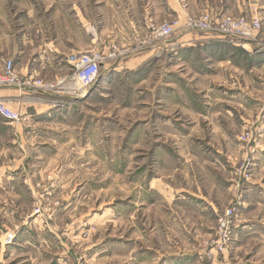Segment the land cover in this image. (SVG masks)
<instances>
[{"label":"rangeland","instance_id":"374dc122","mask_svg":"<svg viewBox=\"0 0 264 264\" xmlns=\"http://www.w3.org/2000/svg\"><path fill=\"white\" fill-rule=\"evenodd\" d=\"M198 1L181 5L199 17L228 3ZM261 3L226 14L258 16L264 44ZM175 18L147 0H0V72L13 60L19 76L55 84L73 81L74 55L104 61L84 97L45 114L26 107L56 97L0 88L17 93L3 99L24 118L0 119V264H212L205 253L233 207L215 264H264V242L236 245V225L264 219L250 194V181L264 184V49L225 41L213 55L199 43L217 38L196 31L150 42L152 21Z\"/></svg>","mask_w":264,"mask_h":264},{"label":"built area","instance_id":"2783aa9c","mask_svg":"<svg viewBox=\"0 0 264 264\" xmlns=\"http://www.w3.org/2000/svg\"><path fill=\"white\" fill-rule=\"evenodd\" d=\"M169 1L181 2L183 0ZM175 17V19L163 23H155L152 21L149 25V29L151 30L149 37L150 42L162 41L166 43L173 37L174 34H176V32L183 33L196 31L216 37L221 41H247L255 47L254 52L264 49V44H260L262 22L258 16L248 19L244 16L235 17L226 13L207 12L202 16L196 17L185 12L183 21L180 16L177 15ZM241 44L243 47L245 46V43ZM113 51L114 52L112 54H109L108 58L118 59L124 56V52L118 53L117 50ZM102 60L103 58L92 53H84L79 57H76L75 55L72 56L70 62L77 68L73 81L66 82L63 77L55 84H46L40 81L34 82L36 78L32 75L29 77L19 76L16 73L13 60H7L4 62V67L0 72V88L16 86L27 91H40L44 94L56 97V101H53L51 105L53 108H59L64 103V97L79 98L84 97L87 94L89 89L95 85L99 79L101 65L104 62H102ZM64 85L66 86L64 87ZM54 87H58V89L52 91V88ZM0 116L11 124L22 122L24 119L22 113L9 107L7 101L1 97ZM236 214L237 210L233 207L228 209L224 214L220 215V226L221 228H224L225 235L219 234V239L216 243H214L213 248L205 253V259L214 261L216 255L224 254L227 250L231 241L233 218ZM239 264L244 263L239 262Z\"/></svg>","mask_w":264,"mask_h":264},{"label":"crops","instance_id":"0c3cea01","mask_svg":"<svg viewBox=\"0 0 264 264\" xmlns=\"http://www.w3.org/2000/svg\"><path fill=\"white\" fill-rule=\"evenodd\" d=\"M261 1L263 0H231V2H235V5L229 4V0H227L228 3H226V5H223L220 7V11L219 13H227L229 11H231V9L235 10H240L241 12L243 10H247V3H259L262 4ZM147 2L149 4H151V6L154 8L156 15L158 14H166L169 16H177L180 15L182 16L185 11H187L186 9H188L189 11H193L195 8H197V3L200 2L198 0H183V4H185V10L183 8V6L181 5L182 2H178V1H169V0H147ZM202 3V2H200ZM257 5V4H254ZM181 7V8H180ZM237 9H235V8ZM146 10V9H145ZM144 10V11H145ZM264 11V8H263ZM262 11V13H263ZM118 19H121L123 21L122 27L123 29H121L120 31H125L128 34H132V22L134 19H132L131 21H126L125 19H127L126 16H124L123 13H121L120 11L117 14ZM117 26V24L115 25V27ZM127 30V31H126ZM179 34H182L179 33ZM178 34V35H179ZM177 35V36H178ZM189 34L184 35L182 37V39H192V38H188ZM206 39H210L209 37H207ZM198 39H196L197 41ZM218 40V39H217ZM180 42H176L174 43V45H179ZM193 45H195V43H193ZM199 46L204 47L206 46L205 50H208L207 52H209L210 54L213 55H217V56H222L225 52H226V46H227V42L225 41H221L218 40V42H211V41H202L199 43ZM46 48L51 49L50 47L46 46ZM45 49V48H44ZM56 48H53V50H55ZM46 50V49H45ZM57 51V50H56ZM61 61L58 62V66L59 63ZM36 69H34L35 71ZM14 91L13 89H3L0 90V97L1 98H11L12 96H15L13 94H17V93H9L8 91ZM6 93H2L5 92ZM3 94V95H2ZM12 94V95H10ZM5 96V97H3ZM7 101V99H5ZM12 100V99H11ZM49 106H39V105H35L33 107H26L31 108L30 111H32L30 114L32 115H40V114H45L47 111L52 110L53 107L52 105ZM26 109V110H27ZM0 119H3L0 116ZM251 184H253L252 186L256 188V190L250 191L251 194V200L254 201V204L256 205V209L257 208H261L264 209V184H260L259 181H257L256 179L254 181H250ZM199 200L202 202V200H204L203 203H205V209H207L208 204H210V206L212 205V203H209L205 198L199 197ZM253 204V203H252ZM193 206H195V203H192ZM254 205V206H255ZM210 206H208L210 208ZM243 206H245L247 209H249L251 207V205H249L248 203H245ZM253 207V206H252ZM259 218V217H258ZM236 231H237V244L239 243H243V242H249V241H260V242H264V219H259V220H254V219H245L242 220L238 225H236ZM191 254L194 253V251L190 252ZM216 262L213 261L212 264H215ZM224 264H230V263H224ZM235 264V263H234ZM250 264H262L261 262H253Z\"/></svg>","mask_w":264,"mask_h":264}]
</instances>
